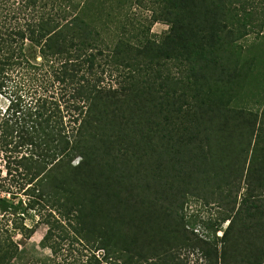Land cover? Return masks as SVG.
I'll return each mask as SVG.
<instances>
[{"label":"trees","instance_id":"trees-1","mask_svg":"<svg viewBox=\"0 0 264 264\" xmlns=\"http://www.w3.org/2000/svg\"><path fill=\"white\" fill-rule=\"evenodd\" d=\"M251 12L0 0V264H264V109L242 95L263 78L240 41ZM188 196L212 197L220 235L187 225ZM21 203L40 214L31 226ZM43 221L50 254L26 257L14 234Z\"/></svg>","mask_w":264,"mask_h":264},{"label":"rangeland","instance_id":"rangeland-1","mask_svg":"<svg viewBox=\"0 0 264 264\" xmlns=\"http://www.w3.org/2000/svg\"><path fill=\"white\" fill-rule=\"evenodd\" d=\"M14 5L17 6L16 3H14ZM248 6L251 8L253 18L248 26L249 31L243 38L240 39V41L244 45V57L257 59V64H260L258 69L263 78L248 77V81L243 88L242 95L249 102L248 108L264 109V99L261 102H258L254 100L255 98L253 99L250 97L252 93H257L255 92L257 87H260L261 85L264 86V0H248ZM137 12L142 13V15L150 13L147 9L143 11V9L139 8L137 9ZM140 13H138L137 16H139ZM142 15H140V17H142ZM166 29L167 25L165 23L156 21L152 23L150 33L158 38L166 31ZM39 60V57L35 58L36 62H39ZM18 79V76H13L12 81H17ZM27 83L30 82H25V84ZM32 83L38 84L39 82L34 81ZM5 104L6 98L0 93V107H4ZM6 199L7 196L0 194V211L4 210V206L7 203H3L2 200ZM8 200L10 201L11 199ZM17 207L23 210L24 203H21V205H18ZM23 211L26 214L24 222L27 226H31L40 218V214L38 215L35 210L26 209ZM181 214H183V219L190 228H193L195 232L204 235H211L214 231H216L217 235H220L222 228H224L227 223V221L220 220L222 212L212 197L205 199L198 196H188L183 205ZM44 221L47 220L45 219ZM44 221L35 230V232L27 238L22 237L20 232L14 234L13 239L19 249L21 248L25 250L26 257H30L32 255L45 256L50 254V250L47 247H39V241L42 238L45 229L50 225L49 222ZM56 234L58 237H61L63 232L59 230L58 232L56 231Z\"/></svg>","mask_w":264,"mask_h":264}]
</instances>
